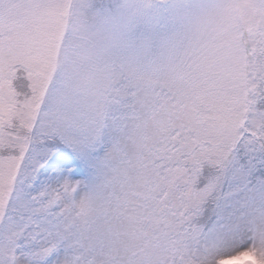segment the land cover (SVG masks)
I'll use <instances>...</instances> for the list:
<instances>
[{
	"label": "snow or ice",
	"instance_id": "6c2138e0",
	"mask_svg": "<svg viewBox=\"0 0 264 264\" xmlns=\"http://www.w3.org/2000/svg\"><path fill=\"white\" fill-rule=\"evenodd\" d=\"M0 264H264V0H0Z\"/></svg>",
	"mask_w": 264,
	"mask_h": 264
}]
</instances>
